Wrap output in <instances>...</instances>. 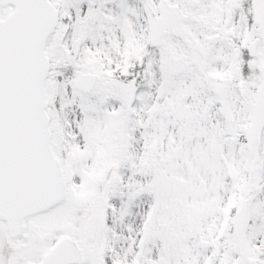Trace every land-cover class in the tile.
Returning a JSON list of instances; mask_svg holds the SVG:
<instances>
[{
	"label": "snow or ice",
	"instance_id": "snow-or-ice-1",
	"mask_svg": "<svg viewBox=\"0 0 264 264\" xmlns=\"http://www.w3.org/2000/svg\"><path fill=\"white\" fill-rule=\"evenodd\" d=\"M0 264H264V0H0Z\"/></svg>",
	"mask_w": 264,
	"mask_h": 264
}]
</instances>
